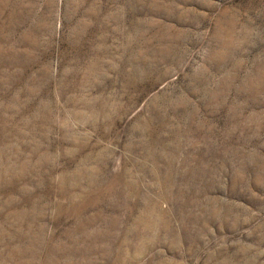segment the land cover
Returning <instances> with one entry per match:
<instances>
[{"label": "rangeland", "instance_id": "obj_1", "mask_svg": "<svg viewBox=\"0 0 264 264\" xmlns=\"http://www.w3.org/2000/svg\"><path fill=\"white\" fill-rule=\"evenodd\" d=\"M0 264H264V0H0Z\"/></svg>", "mask_w": 264, "mask_h": 264}]
</instances>
